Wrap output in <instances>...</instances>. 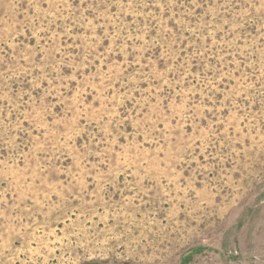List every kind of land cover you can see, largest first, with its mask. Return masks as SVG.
Listing matches in <instances>:
<instances>
[{
	"label": "clouds",
	"instance_id": "clouds-1",
	"mask_svg": "<svg viewBox=\"0 0 264 264\" xmlns=\"http://www.w3.org/2000/svg\"><path fill=\"white\" fill-rule=\"evenodd\" d=\"M7 3L13 13L23 14L24 20L13 21L7 28L0 27V157H3L0 164L4 165L0 169V184L4 181L13 183L8 160L23 152L21 144L24 139L20 134L26 135L29 143L40 141L44 118L51 116L54 122L57 121V114L51 112L54 105L47 98L64 88L63 98L58 96L57 99L62 104L70 100L67 86L74 79L77 88L92 89L97 99L103 101L104 112L97 110L96 113L100 120L113 106L121 107L116 103L117 100H127L132 93L140 92L141 100L137 104L142 107H147L153 99L157 101L154 105V115L159 117L157 123L176 119L177 98L186 105L184 114L195 122L203 111L202 105L207 93L213 91L212 85L223 82L226 74L228 79H234L232 73L237 72L240 74L235 77L237 83L225 99L230 101L232 111L244 115L249 126L264 128V103L255 113L251 111V102L247 109L231 103L237 93H244L247 87L245 81L256 74L257 65L260 68V90L257 95L264 101V0H7ZM25 4L27 9L21 11ZM44 5H48L46 10L43 9ZM197 9H200L199 13ZM29 11L31 15H28ZM248 25L255 26L256 39L262 41L260 47L247 41V38L243 46L234 43L244 35ZM73 29L77 30L76 35H73ZM23 30L35 32L37 44L29 46L23 41H16V36L23 35ZM41 32L43 35H40ZM61 35L71 38L73 43L68 45L65 40L61 46L58 43ZM41 39L45 41L43 46L39 44ZM155 50H158V55ZM257 53L259 58L253 59ZM118 56L122 59L118 60ZM226 57L231 59L226 60ZM193 62L197 69L195 73L191 71ZM230 64L234 67L228 68ZM65 68L71 69L70 75H64L62 69ZM245 68H251L252 72L246 73ZM45 81L48 87L41 88ZM12 84L18 87L13 89ZM24 84L28 87H23ZM142 84L148 87L141 88ZM197 85L200 87L197 88ZM197 91L201 94L199 103L193 100ZM33 92H37L36 97H33ZM84 95L81 91V99ZM247 95L245 93L241 99H246ZM132 99L135 100V97ZM168 104L173 106L171 110ZM76 109L85 111L80 104H68L65 111ZM161 109L168 115L164 116ZM87 110L91 112V105L87 106ZM213 115L218 114L214 112ZM60 119L63 120V117ZM26 121L28 127H25ZM239 123L237 117L230 127L236 128ZM64 124L67 125V121ZM59 130L63 133L66 129L61 126ZM100 130L105 131L103 126ZM34 132L35 138L32 136ZM196 132L199 136L179 135L173 143L171 155L163 158L139 155L135 163L129 162L133 171L124 169L126 176L133 177L131 185L137 193L142 191L147 195L155 189L162 200H167V218L180 232L178 238L192 227L191 221L202 212L201 205L212 206L215 197L225 189L229 190V196L240 194L242 185L231 179L233 171L240 173V180L253 175L256 168L264 172V154L257 156V147L264 149V132L258 141L238 150L237 144L254 140L250 133L241 130L239 135H229L210 128L205 137L198 127ZM217 136L219 140L215 139ZM197 139H200L199 147L202 149L206 150L211 144L216 150V155L211 159L219 168L213 180L208 165L196 161L197 166L193 170L195 175H206L210 182L199 190L194 187L195 175L184 182L176 171L179 168L182 173L185 165L195 159L193 152ZM90 149L91 145H86L83 151L94 155ZM199 154L203 155V152ZM114 159L110 144L105 141V151L97 163L108 161L109 170L103 173V182L91 193L95 197L93 203L110 195L104 190L105 186L113 189L111 194L119 191L123 196L113 170ZM224 163H230L233 167L225 169ZM161 178L167 179L168 183L159 185ZM145 180H155L157 184L145 187ZM181 183L183 187L179 186ZM76 187L72 185L73 189ZM124 187L128 188V183ZM77 194L89 195L84 188ZM121 207H127V213L117 211V217L124 216L123 224L117 220L118 225L126 230L128 225L136 224L142 232L145 228L149 232L153 231L148 219L141 217L142 224L134 219L132 214L136 210L135 205L122 200ZM181 212L185 213L186 224L182 229L178 221ZM162 231L157 227L153 232L154 236L160 237L158 243H163L167 238L166 233L161 235Z\"/></svg>",
	"mask_w": 264,
	"mask_h": 264
},
{
	"label": "rangeland",
	"instance_id": "rangeland-1",
	"mask_svg": "<svg viewBox=\"0 0 264 264\" xmlns=\"http://www.w3.org/2000/svg\"><path fill=\"white\" fill-rule=\"evenodd\" d=\"M47 7L48 5H44L43 9L46 10ZM26 9L25 4L21 11ZM199 12L200 9H197V13ZM28 15H31L30 11ZM16 20L23 21L24 15L13 13L7 0H0V27L7 28L9 23ZM72 33L76 35L77 30L73 29ZM256 36L255 26L248 25L244 35L234 43L243 46L247 38V41L260 47L262 41L257 40ZM65 40L68 45L73 43L71 38L63 35L58 43L63 46ZM16 41H23L29 46L35 45L38 42L37 34L23 30V35L16 36ZM39 44L43 46L45 41L41 39ZM155 51L158 55V50ZM258 58L257 53L253 59ZM117 59L122 57L118 56ZM227 59L231 57H226ZM232 67L234 65H228V68ZM62 71L65 76L71 74L70 68ZM191 71H197L194 62ZM245 72L250 73L252 69L245 68ZM232 75L234 79H228L226 74L223 82L212 85L213 91L207 93L202 105L203 111L195 122L184 114L186 105L177 98L176 119L157 123L159 117L154 115L157 101L153 99L147 107H142L137 104L141 100L140 92L132 93L127 100H117L116 103L121 107L113 106L106 112L104 119L100 120L96 113L97 110L104 112L103 101L97 99V94L92 89L77 88L76 79L67 86V95L71 99L65 100L64 104L57 99L58 96L63 98L64 88L49 96L48 101L54 105L51 112L57 114V121L54 122L51 116L44 118L45 125L41 127L39 142L29 143L28 137L20 134L24 139L21 144L23 152L8 160L13 183L4 181L0 184V237H3L0 238V264H264V172L259 168L243 180H240L238 171H233L231 179L242 185L240 194L232 197L228 195L229 190L225 189L215 197V204L210 207L201 205V214L191 221L192 227L181 238H178L180 232L167 218V200H162L155 189L147 195L142 191L137 193L131 185L133 177L126 176L124 172L125 168L133 171L129 162L135 163L139 155H144L145 158L171 155L177 137L194 134L199 136L197 127L205 137L210 128L229 135H239L241 130L250 133L254 140L242 141L236 145L237 150L258 141L264 128L249 126L244 115L232 111L230 101L225 99L237 83L235 77L240 74L233 72ZM245 83L247 87L244 93H237L231 103L247 109L251 102V111L255 113L264 103L257 95L260 90L259 65L256 67V74ZM55 84L54 81L53 85ZM11 87L15 89L18 85L12 84ZM23 87L27 88L28 85L24 84ZM47 87L48 82L45 81L41 88ZM140 87L147 88L148 85L142 84ZM81 91L85 93L82 99ZM245 93L248 94L247 98L241 99ZM32 95L36 97L37 92ZM200 99L201 94L197 91L193 100L199 103ZM68 104H80L85 111H65ZM88 105H91V112L87 110ZM172 107L168 104L170 110ZM161 111L163 112L162 109ZM214 112L218 115H213ZM163 115L167 116L168 113L163 112ZM237 117L240 123L236 128H231L230 125ZM65 121L67 125L64 124ZM107 121L112 123H106ZM61 126L66 129L63 133L59 130ZM101 126L105 131L100 130ZM25 127H28L27 121ZM49 132L52 133L51 136L48 135ZM32 136L35 138L36 133ZM215 139L220 138L217 136ZM105 141L110 144V151L115 157L112 162L115 165L113 170L123 196L119 191L111 194L113 189L105 186L104 190L110 195L93 203L95 197L91 193L103 182V173L109 170L108 161L97 163L101 159V153L105 151ZM200 143V139H197L193 152L195 159L185 165L184 171L181 173L179 168L176 169L184 182L195 175L193 170L197 166L196 161L208 165L213 180L219 172L211 159L216 155V150L211 144L206 150L202 149L199 147ZM86 145H91L90 150L94 155L83 151ZM164 149L168 151L165 152ZM201 152L203 155L199 154ZM262 154L264 149L258 146L257 156ZM3 167L0 164V169ZM232 167V164L224 163L225 169ZM195 181L194 187L198 190L210 183L206 175H195ZM125 183H128V188L124 187ZM167 183L168 180L164 178L158 181L159 185ZM73 184L77 186L75 189L72 188ZM153 184H157V181H144L145 187ZM179 186L183 187V183ZM81 188L86 189L89 195H78ZM122 200L136 206L132 214L134 219L141 224V217L148 219L153 226L152 232L146 228L142 232L136 224L128 225L126 230L121 227L124 216L117 217L116 213H127V207H121ZM117 220L121 225L116 223ZM178 221L181 229L186 227L185 213H179ZM157 227L163 230L161 235L167 234L163 243H158L160 237L153 235ZM141 236L144 238L141 239Z\"/></svg>",
	"mask_w": 264,
	"mask_h": 264
}]
</instances>
